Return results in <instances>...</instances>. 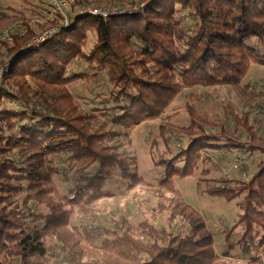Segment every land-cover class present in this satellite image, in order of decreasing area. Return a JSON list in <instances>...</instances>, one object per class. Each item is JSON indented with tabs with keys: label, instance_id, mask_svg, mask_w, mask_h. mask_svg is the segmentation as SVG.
<instances>
[{
	"label": "trees",
	"instance_id": "1",
	"mask_svg": "<svg viewBox=\"0 0 264 264\" xmlns=\"http://www.w3.org/2000/svg\"><path fill=\"white\" fill-rule=\"evenodd\" d=\"M2 6L0 29L24 20L27 33L5 44L10 70L0 88V264H51L48 237L76 264H233L229 251L218 254L202 213L184 200L174 175L199 174L210 196L238 199L241 212L226 238L235 231L239 238L229 247H264V136L247 113L225 106L233 128L193 107L189 126L161 122L151 153L167 172L156 186L139 173L136 158L121 151L120 137L128 133L114 128L164 118L185 89L230 86L246 94L242 83L251 66L264 67V0H151L108 18L78 14L39 47L29 44L59 20L33 26L23 11ZM89 33L96 39L87 52ZM77 60L91 66L94 77L105 70L106 92L90 110L69 87L86 77L71 70ZM169 133L183 145L173 147ZM160 140L166 152H157ZM236 151L262 155L251 177L212 178L209 153ZM117 178L127 190L149 185L158 198L155 212H167L166 224L133 223L122 214L95 228L72 225L75 209L96 218L93 204L113 195L106 187ZM250 263L261 264L260 256Z\"/></svg>",
	"mask_w": 264,
	"mask_h": 264
},
{
	"label": "rangeland",
	"instance_id": "2",
	"mask_svg": "<svg viewBox=\"0 0 264 264\" xmlns=\"http://www.w3.org/2000/svg\"><path fill=\"white\" fill-rule=\"evenodd\" d=\"M37 1L4 0L2 7H12L16 11H23L33 26H35L36 24L32 21L33 13L41 7ZM91 1L90 4L83 6L108 4L118 10H123L130 4V0ZM80 9L79 7L73 10L69 16L72 17ZM183 13L186 17V22H191V20H188L190 17L187 11L185 10ZM95 39L94 34L89 33L86 47L87 52L93 47ZM71 68L72 71L84 72L86 74V77L72 82L69 87L79 100L81 106L90 110L98 102L99 96L106 92L105 74L101 73L100 76L94 77L95 70L80 60H77ZM242 85L246 88V94L230 86L185 89L175 99L171 107L167 109L164 118L143 123L132 129H125L119 126L114 127L123 133H128V139H125L124 135L120 137L121 151L129 156H134L138 163L139 173L149 184L156 186L167 172L165 166L155 163L151 153V145L159 134V125L161 122H170L177 126H189L191 118L188 108L190 107L195 108L201 114L207 113L211 117L217 116L226 126L233 128V119L225 115V106L230 105L239 113H247L251 122L264 136V96L253 98L250 95V92L253 90L264 94V67L258 64L252 65ZM109 127L111 128V125ZM208 131L211 132L210 129ZM169 136L170 144L173 147L183 145L184 139L176 136L175 133H169ZM242 137L246 138V132L243 133ZM157 152H166V146L162 140L159 142ZM209 154L212 155L214 162V165H210L212 178H218L222 175L230 178H243L245 175V177L250 178L256 170L259 159L262 157L260 154H245L240 151L232 153L210 152ZM70 172L72 173V171ZM60 178L58 179L59 188L62 192H65L66 188L63 176ZM200 179L201 176L199 174L196 177L173 176V180L184 200L202 213L214 235L215 248L218 254L223 255L229 251L232 254L229 260L233 264H251L252 257L260 256L261 264H264V247H257L247 251L241 247H229L230 243H235L239 238V235L236 233L237 231L234 232L230 240L226 238V234L230 231L241 212L237 205L238 199L228 202L224 198L210 196L204 191L207 187L206 182ZM106 189L113 192V195L102 197L93 204L96 218H83L82 214L75 209L71 221L72 225L79 226L87 223L95 228L99 225H106L109 218L122 214L126 215L133 223H138L144 218H150L157 227L166 224L167 212H155L158 198L153 194L149 185H140L127 190L126 184L117 178L110 181ZM40 207L44 210L43 206ZM32 211H35V209L32 208ZM46 242L51 254V264H76L65 252L60 250V243L55 237H48Z\"/></svg>",
	"mask_w": 264,
	"mask_h": 264
},
{
	"label": "built area",
	"instance_id": "3",
	"mask_svg": "<svg viewBox=\"0 0 264 264\" xmlns=\"http://www.w3.org/2000/svg\"><path fill=\"white\" fill-rule=\"evenodd\" d=\"M3 1L4 0H0V5ZM150 1L151 0H130V4L127 8L118 10L117 8L108 4H100L97 6H80L77 4V0H38L37 2L40 3L41 7L33 13L32 21L35 24L42 25L46 22L59 20V24L47 26L42 29L29 45L32 47H39L50 37L54 36L60 27L70 26L75 21V18L78 14L108 18L112 15L143 8ZM79 7L81 9L77 11L72 17H70L69 14ZM26 33L27 28L25 26L24 20H19L0 29V88L4 76L10 70L9 65L5 62L6 56L8 54L5 44L13 43L16 36H24ZM102 72L105 73V70H102ZM243 178L247 177L244 175Z\"/></svg>",
	"mask_w": 264,
	"mask_h": 264
}]
</instances>
